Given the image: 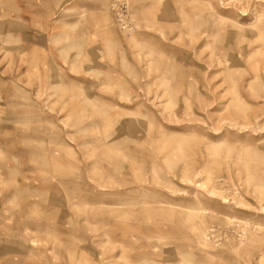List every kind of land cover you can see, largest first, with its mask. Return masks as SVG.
Returning <instances> with one entry per match:
<instances>
[{
	"label": "rangeland",
	"instance_id": "1",
	"mask_svg": "<svg viewBox=\"0 0 264 264\" xmlns=\"http://www.w3.org/2000/svg\"><path fill=\"white\" fill-rule=\"evenodd\" d=\"M0 264H264V0H0Z\"/></svg>",
	"mask_w": 264,
	"mask_h": 264
}]
</instances>
